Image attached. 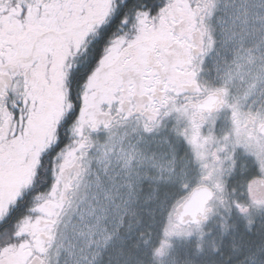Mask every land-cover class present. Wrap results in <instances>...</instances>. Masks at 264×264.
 <instances>
[{
	"label": "snow or ice",
	"instance_id": "obj_1",
	"mask_svg": "<svg viewBox=\"0 0 264 264\" xmlns=\"http://www.w3.org/2000/svg\"><path fill=\"white\" fill-rule=\"evenodd\" d=\"M256 213L264 0H0V264H264Z\"/></svg>",
	"mask_w": 264,
	"mask_h": 264
},
{
	"label": "rangeland",
	"instance_id": "obj_2",
	"mask_svg": "<svg viewBox=\"0 0 264 264\" xmlns=\"http://www.w3.org/2000/svg\"><path fill=\"white\" fill-rule=\"evenodd\" d=\"M176 164L178 167H182L186 165V160L183 158L182 155L178 154L176 158ZM151 185H146L145 186V192L147 193L150 189ZM163 190V189H162ZM169 191H174V188H169ZM153 205L151 204H146L144 206L145 211H147L149 208H152ZM145 223L142 225V227H147L150 223L148 220V217H144ZM162 222V217L157 212L156 216V222L152 225L153 227V237H152V243L149 245V249L147 250H142V254L144 252L148 251H153L156 247L159 246V244L162 241V236H161V228L160 224ZM134 232V230H133ZM134 235V234H133ZM214 236V234H213ZM211 240L212 237H209L205 242H204V253L203 256L205 258L206 262H213L214 259L211 258ZM113 244L116 247H119V242L114 241ZM153 246V247H152ZM195 248V240H184V239H173L168 242V245L166 246V252L159 256V257H154L152 259V264H183V262L187 259L192 258L193 252ZM112 247L110 246V251H112ZM199 262V260H198Z\"/></svg>",
	"mask_w": 264,
	"mask_h": 264
},
{
	"label": "flooded vegetation",
	"instance_id": "obj_3",
	"mask_svg": "<svg viewBox=\"0 0 264 264\" xmlns=\"http://www.w3.org/2000/svg\"><path fill=\"white\" fill-rule=\"evenodd\" d=\"M254 222H255V226H256L255 230L257 232H259L261 229H264V215H262L260 213L254 214ZM232 223L237 225L239 227V229L242 231L245 227L246 218L234 211L232 213ZM216 224H217V221L215 219H213L208 223L207 228L212 229L214 236L219 238V229L216 227ZM133 234H135V232H133ZM152 251H153V248H152ZM224 252H225V254L227 253V244H225ZM211 258L214 260H213V262L209 263V262L205 261V258L203 256H199L198 257V260H199L198 264H222L221 257L213 256V254H211Z\"/></svg>",
	"mask_w": 264,
	"mask_h": 264
}]
</instances>
